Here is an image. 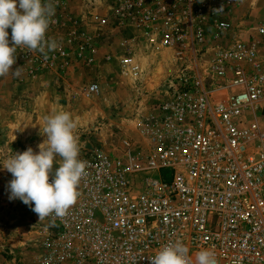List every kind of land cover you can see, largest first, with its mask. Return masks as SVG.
Returning <instances> with one entry per match:
<instances>
[{"label":"built area","instance_id":"2783aa9c","mask_svg":"<svg viewBox=\"0 0 264 264\" xmlns=\"http://www.w3.org/2000/svg\"><path fill=\"white\" fill-rule=\"evenodd\" d=\"M242 1L118 0L109 15L69 19L64 40L56 6L47 35L58 49L47 59L17 49L33 74L91 68L112 61L111 52L99 59L98 46H113L118 31L117 65L139 88L147 71L140 54L169 55L166 76L140 96L153 102L128 121L137 140L126 133L106 153L84 147L98 128L78 135L87 174L66 215L41 221L36 264H151L176 240L193 261L211 249L218 264H264V18L248 33L235 28ZM77 91L90 99L102 87L86 82Z\"/></svg>","mask_w":264,"mask_h":264},{"label":"rangeland","instance_id":"374dc122","mask_svg":"<svg viewBox=\"0 0 264 264\" xmlns=\"http://www.w3.org/2000/svg\"><path fill=\"white\" fill-rule=\"evenodd\" d=\"M262 18H264V0H243L241 5L233 10L232 23L235 28L248 33ZM8 32L11 36V28ZM134 36H138V33H134ZM98 51L99 59L111 52L112 61L105 65L99 60L101 63L97 77H92L89 73H81L80 77L82 82L95 78L104 87L103 95L98 100L90 101L79 96L74 102L63 103L58 94L60 90L55 88V92L47 96L49 104L37 106L34 117L25 112L24 106H17L18 111L23 113L19 112L13 121V145L7 144L8 139L5 137L7 130L0 128V162L16 152L25 151L28 147L38 152V145L46 139V136L41 133L45 124L44 117L58 111L71 113L77 125L76 135L93 127L98 128L91 138V143H86L84 147L94 146L103 149L106 153H114V149L110 146L117 147L118 140L126 133L137 140V132H134L133 126H129L128 121L135 119L137 115L139 107H137L138 104L136 105L135 92L138 90L127 88L124 85L126 80L117 70V60L122 54L119 38H115L113 46L100 44ZM168 56L166 54L156 58L155 63H153L154 57L142 60L143 63L154 64L155 69L150 68L147 76L145 75L150 79L143 86L144 91L140 92L145 93L147 90L150 94L160 84V80L167 74L165 65L168 62ZM140 57L143 59L142 54ZM153 100L154 98H150V102L142 105L141 110L151 105ZM17 134L22 135L23 143L18 141L15 136ZM16 140L17 143H15ZM53 167L55 168L56 164ZM11 179V173L0 164V264H36L37 244L42 236V222L39 221L37 214L21 200L9 199L7 185Z\"/></svg>","mask_w":264,"mask_h":264},{"label":"clouds","instance_id":"9594fccd","mask_svg":"<svg viewBox=\"0 0 264 264\" xmlns=\"http://www.w3.org/2000/svg\"><path fill=\"white\" fill-rule=\"evenodd\" d=\"M54 14L52 0H0V77L10 72L16 77L21 75L20 67L12 68L18 48L38 51L45 59L49 52L58 49L57 40L47 35ZM44 120L41 133L46 139L38 145V152L28 147L0 162L12 175L7 185L9 199H19L32 206L39 221L53 215L63 218L76 204L80 195L78 187L87 174L88 164L79 158L77 125L71 113L58 111L45 116ZM54 164L57 165L55 169ZM189 251L183 241H170L162 245L150 261L151 264H218L211 249L198 250L194 261Z\"/></svg>","mask_w":264,"mask_h":264},{"label":"crops","instance_id":"0c3cea01","mask_svg":"<svg viewBox=\"0 0 264 264\" xmlns=\"http://www.w3.org/2000/svg\"><path fill=\"white\" fill-rule=\"evenodd\" d=\"M118 0H99V3L95 9L89 8L85 4V0H52L55 7L57 6L60 10V13L56 14V21L59 23V29L57 30V35L60 36L59 40L65 39V32L68 30L70 24L69 19H77V18H83L86 17V14L88 13H99L101 15H109L110 9L107 6V4H110L112 2H116ZM101 3V4H100ZM103 5V6H102ZM79 15V16H78ZM68 20V21H67ZM61 26H64L63 28ZM118 31H114L112 36L114 39L117 38L116 33ZM133 32V29H129L128 32L123 33L120 37L123 38L125 36H130ZM139 36H143L141 32H138ZM56 38L57 37H53ZM58 40V39H57ZM9 41H11V36H9ZM115 41V40H114ZM113 41V42H114ZM143 41V39H142ZM112 42V43H113ZM144 42V41H143ZM11 46V42H10ZM148 55H142V58H147ZM163 56V55H162ZM102 62V61H101ZM101 62H97L96 65L93 67H87L84 68L82 66L77 65H68L65 66L63 69L55 68V70L51 71H45L40 73H32V70L25 69L19 62L16 61V63L12 66L13 70H15L17 67H20L21 75L19 77L14 76L11 72L4 77H0V128L3 127L7 130V133H5V137L8 139L7 144L13 145V121L17 114L23 113L21 111H18L17 106H24L25 112L31 116L34 117L35 113L37 111V106H43L49 104V99L47 98L48 95L55 92V88L59 91V98L61 101L64 102H74L75 99H78L79 96L76 95V92H78V88L84 85V83H94L97 85H100L102 87V92L100 95L96 97H92L89 100H98L104 93L103 86L100 82L95 80V78H92L93 80L82 82V79L80 75L81 73H89L92 77H95L97 75L99 65ZM103 63V62H102ZM155 63V61L153 62ZM104 64V63H103ZM147 71L145 72V75L147 76V72L150 70H154V64H147ZM106 65V64H105ZM118 72L122 73L120 68H117ZM35 75V76H33ZM97 77V76H96ZM143 76V85L140 88H137L139 86L134 85V83L131 80H128L127 78L122 77L126 80L124 82L125 86L127 88H131L132 90H138L136 91V105L137 107H143L147 102L144 101L145 99L140 97L144 91L143 86L147 84V79L149 77ZM150 79V78H149ZM56 80V82L54 81ZM161 81V80H160ZM68 86H70V89H68ZM145 92H148L147 90ZM152 93V92H151ZM145 97V96H144ZM83 98V97H81ZM150 102V100H149ZM66 104V103H65ZM64 104V105H65ZM143 105V106H142ZM139 109V108H138ZM137 109V110H138ZM18 139V141L22 142L24 139L22 138V135H15ZM23 139V140H22ZM17 143V140L15 141ZM23 143V142H22Z\"/></svg>","mask_w":264,"mask_h":264}]
</instances>
